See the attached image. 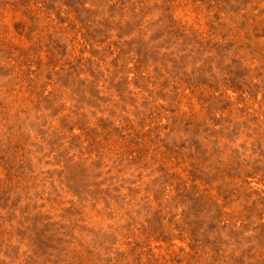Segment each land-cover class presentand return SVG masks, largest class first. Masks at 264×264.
<instances>
[{
    "label": "rangeland",
    "instance_id": "obj_1",
    "mask_svg": "<svg viewBox=\"0 0 264 264\" xmlns=\"http://www.w3.org/2000/svg\"><path fill=\"white\" fill-rule=\"evenodd\" d=\"M0 264H264V0H0Z\"/></svg>",
    "mask_w": 264,
    "mask_h": 264
}]
</instances>
